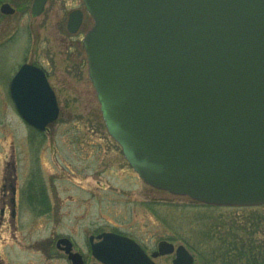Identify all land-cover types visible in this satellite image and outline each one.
<instances>
[{
  "label": "water",
  "instance_id": "95a60500",
  "mask_svg": "<svg viewBox=\"0 0 264 264\" xmlns=\"http://www.w3.org/2000/svg\"><path fill=\"white\" fill-rule=\"evenodd\" d=\"M84 2L95 22L84 39L89 77L140 177L206 204L264 205V0ZM81 24L73 12L69 30ZM12 95L38 130L59 117L32 65Z\"/></svg>",
  "mask_w": 264,
  "mask_h": 264
},
{
  "label": "rangeland",
  "instance_id": "374dc122",
  "mask_svg": "<svg viewBox=\"0 0 264 264\" xmlns=\"http://www.w3.org/2000/svg\"><path fill=\"white\" fill-rule=\"evenodd\" d=\"M75 9L82 10L84 16L80 29L73 34L67 22ZM11 24L10 34L16 39L0 43V208L5 176L7 179L14 173L17 189L23 193L27 189L30 193V182L38 180L44 195L57 198L61 228L76 226L82 220L90 225H108L124 215L128 219L135 215V220L146 219L155 228L168 227L171 238L192 243L201 237L200 220L221 217L229 221L245 215L239 207H207L188 196L150 188L133 173L121 146L108 132L89 78L83 40L94 22L83 0H51L36 23L40 35L35 40L28 36L33 29L28 23L22 27L17 21ZM27 60L49 71L59 97L60 117L46 134L36 132L21 117L14 103L6 101L3 90L9 88L3 81ZM85 178L103 182V190L84 193L77 183ZM70 196L78 201H67ZM46 201L47 206L49 199ZM47 212L48 208L37 210L23 199L15 220L8 209L4 216L0 213V261L15 244L22 249L50 242L55 222ZM13 253L16 256L10 264H49L42 253Z\"/></svg>",
  "mask_w": 264,
  "mask_h": 264
},
{
  "label": "flooded vegetation",
  "instance_id": "af4514ba",
  "mask_svg": "<svg viewBox=\"0 0 264 264\" xmlns=\"http://www.w3.org/2000/svg\"><path fill=\"white\" fill-rule=\"evenodd\" d=\"M37 1L40 4H37L36 9H39L42 0H0V43H9L16 39V35L10 34L9 30L13 21H17L20 27L28 23L33 27L28 32V36L33 40L39 37L40 31L36 23L46 13L51 0H46L39 14L35 10ZM75 10L70 12L68 22ZM82 13L84 16L83 11ZM26 64L32 65L44 72L49 86L55 95L57 105L60 108L59 97L56 87L50 82L49 71L31 60L24 61L16 72L14 71L10 74L8 81H3L4 85L9 83L8 90L3 89L6 94V101L10 102L9 100H11L16 106L12 95V82L22 66ZM49 132V129H47L40 133L46 134ZM129 167L138 176L130 164ZM67 169L69 168L67 167ZM13 175L14 173L7 179L5 176V184L2 185L1 202L3 207L0 208L2 216L7 214L8 209V213L13 220L18 218L21 202L25 199L27 203L29 202L37 210L44 208V211H46V208H48L47 213L52 214L55 229L51 234L50 242L36 248L19 249L18 246L20 244L13 245L12 248L6 250L2 259L3 262L0 261V264H10L14 260L13 257L16 256L13 251L28 252V255L42 253L49 264H209L206 260L200 258L185 241L171 238L167 229L168 227L164 229L155 228L147 224L148 220L146 219L141 221L135 220V215L134 217H129V219L124 215L123 218L115 219L114 223L109 222L108 225H90L87 223V220H82L76 226L61 228L59 226V217L62 212L57 198L56 200H52L48 194L44 195L45 189L39 185L38 180L30 182L32 183L30 193L28 192L29 189L23 193V190L17 189L15 184L16 179H14ZM92 181H95V184ZM144 184L153 188L146 183ZM77 186L87 194L94 190L95 193L97 189L103 190L104 188L103 182L96 179L90 181L88 178L78 182ZM108 186L110 187V185ZM73 198L70 196L67 201H78L77 199L73 200ZM47 199H49V204L46 206ZM145 202L150 204L152 201L145 200ZM145 217L149 219L147 216L143 218Z\"/></svg>",
  "mask_w": 264,
  "mask_h": 264
},
{
  "label": "trees",
  "instance_id": "16d2710c",
  "mask_svg": "<svg viewBox=\"0 0 264 264\" xmlns=\"http://www.w3.org/2000/svg\"><path fill=\"white\" fill-rule=\"evenodd\" d=\"M240 209L238 220H200L201 237L186 243L209 264H264V206Z\"/></svg>",
  "mask_w": 264,
  "mask_h": 264
}]
</instances>
